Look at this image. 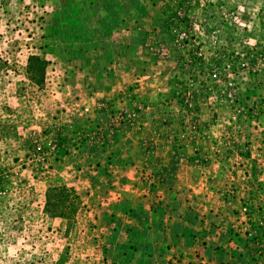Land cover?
Instances as JSON below:
<instances>
[{
  "label": "rangeland",
  "instance_id": "obj_1",
  "mask_svg": "<svg viewBox=\"0 0 264 264\" xmlns=\"http://www.w3.org/2000/svg\"><path fill=\"white\" fill-rule=\"evenodd\" d=\"M142 1L74 0L75 56L61 0H0V264H264V0Z\"/></svg>",
  "mask_w": 264,
  "mask_h": 264
},
{
  "label": "trees",
  "instance_id": "obj_2",
  "mask_svg": "<svg viewBox=\"0 0 264 264\" xmlns=\"http://www.w3.org/2000/svg\"><path fill=\"white\" fill-rule=\"evenodd\" d=\"M87 0H84V2ZM122 2H125V4H127L126 6V11H128L129 9H131L132 6H128V5H132L131 3H133V1L136 3V5H139L138 8H140L139 10H142L143 8H145L146 6L144 5V1H142V5H140L139 0H119ZM216 1L215 4H207V8H206V12H207V16L204 22V29L206 32H213L216 35V42L215 43H219L218 48L221 49L220 52L217 53V55H219L221 52V56H223L224 58L227 59L228 56H231L232 54H234L236 51L239 50H243V48L237 44V38L234 37V35H232L229 32V29L227 28H223V24L222 21L223 20H219L216 19L214 17V13L216 12V9L223 6L226 7L224 2H218ZM61 7L60 10L57 11V17L58 20L56 22H58L59 28L60 30L58 32H55L54 35L60 34L61 37L58 38V40H56L53 44L54 45H59L58 47L61 49H67L69 51H71L72 55H79V54H84L89 48H100V44L98 43L97 38H95V34H94V30L92 28V20L90 18L89 15V9H83L82 7H77L76 3L74 2V0H61ZM133 13V12H132ZM84 15V17L82 16ZM172 15L168 16L167 20H166V25L164 27V31L163 33H167L168 35L172 34L173 37L174 35L176 36V32L179 31L181 28L185 27L186 24L184 23V21H180V22H175L174 18L171 17ZM262 19V18H260ZM259 37L261 38L260 40L264 41V20H261L259 22ZM176 29V30H174ZM139 32L143 33L144 30H142V28H139L138 30ZM144 34V33H143ZM139 36L137 37V34H134V37L131 35V41L135 42V44H133L134 46L136 45H140L139 43L144 44L146 39L143 38V35L141 36V34H138ZM158 37V36H157ZM155 38V42H154V47L153 49H155V51H157V54H155L154 56L156 57L159 52H162V50H164L163 48H159L157 47V44L160 43L159 45L162 46H167V48L164 51H168V52H172L175 56H179L182 57V49H184V46L182 45L179 48H176L174 45H172V40L168 41V42H164L163 38ZM183 42H186V39H180ZM215 46V47H216ZM241 47V48H240ZM218 51V50H217ZM260 53H264V46L260 47ZM164 57V55H163ZM191 59L189 60V65L190 66H194L197 63V60H195L192 56H190ZM35 61H37L36 59H34ZM187 66V65H186ZM204 66L201 64L200 65V71L202 72ZM78 129V127H77ZM64 145V142L61 146ZM58 192L60 191V188L56 189ZM57 193V197H55V199H57V202L61 199L62 201V196H60V194ZM52 198V197H51ZM51 198H48V202L50 201ZM53 199V198H52ZM58 215L60 217L63 216V214L61 212H58Z\"/></svg>",
  "mask_w": 264,
  "mask_h": 264
}]
</instances>
